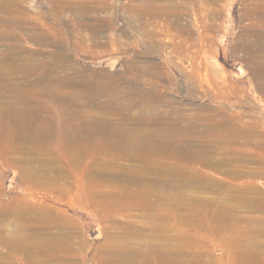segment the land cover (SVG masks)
<instances>
[{
  "label": "rangeland",
  "instance_id": "374dc122",
  "mask_svg": "<svg viewBox=\"0 0 264 264\" xmlns=\"http://www.w3.org/2000/svg\"><path fill=\"white\" fill-rule=\"evenodd\" d=\"M261 30L264 0H0V264H264Z\"/></svg>",
  "mask_w": 264,
  "mask_h": 264
},
{
  "label": "bare ground",
  "instance_id": "6f19581e",
  "mask_svg": "<svg viewBox=\"0 0 264 264\" xmlns=\"http://www.w3.org/2000/svg\"><path fill=\"white\" fill-rule=\"evenodd\" d=\"M149 9V8H148ZM150 10V9H149ZM162 11V10H161ZM160 11V12H161ZM159 13V12H158ZM155 14H157V13H155ZM260 31V30H259ZM259 35H258V37H257V39L259 40V39H263L264 38V30L262 31L261 30V32H259L258 33ZM259 56V55H258ZM260 59V58H259ZM259 62V66H257V67H255V70H254V73L256 72V75H257V73H258V75H259V77H257L258 79H259V81H260V83H259V89L260 90H262V91H264V77H263V75H264V60H260V61H258ZM256 65V64H255ZM258 65V64H257ZM85 124V123H84ZM84 124H82V125H72V128H73V130H78V129H82L83 127H86V126H89V124H86V125H84ZM225 124V123H224ZM220 125H222V124H219V126ZM250 126V125H249ZM92 127H95V128H103V126H101L99 123L98 124H94V125H92ZM215 127V126H214ZM219 130V129H218ZM220 130L222 131V130H224V132L226 131V132H228V133H230V134H232L233 136H242L245 132H244V130H241V128L239 129V128H236V127H234V126H232V125H228V124H226V126H224L223 125V127L221 126L220 127ZM249 132V131H248ZM247 132V133H248ZM227 133V134H228ZM251 133V132H250ZM222 134V133H221ZM261 134V133H260ZM223 135V134H222ZM246 136V135H245ZM245 136H242V137H245ZM255 136V135H254ZM241 137V138H242ZM247 137V136H246ZM250 137V136H249ZM253 140V139H252ZM160 146L161 147H163V148H166L167 146H168V144L167 143H160ZM260 147H262V148H264V144H260ZM173 148V147H172ZM178 149V148H177ZM183 151H181V152H183L184 154H192V150H191V148H189V147H186V148H183L182 149ZM246 174V173H245ZM255 173H251V174H249L248 176H253ZM241 175H244V174H241ZM241 175H239V174H232V175H230L229 174V176H230V179L231 180H235L236 181V179H238V178H240L241 177ZM243 177V176H242ZM241 177V178H242ZM246 185H248V183L246 184ZM235 186V185H234ZM235 190V189H234ZM235 192V191H234ZM236 192H238V194H239V190L238 191H236ZM248 192V191H247ZM247 192H246V194H247ZM241 193H245V192H241ZM254 193V192H253ZM252 193V194H253ZM251 193H250V195H249V200H250V202L248 201H244V200H241V203L242 204H244V206H247V207H249V206H251L252 208H256V209H264V201H261L260 202V200H264L263 199V196H253ZM230 195V194H229ZM235 195H237V194H235ZM241 195V194H240ZM232 197H233V195H232ZM248 198V197H247ZM252 198L253 199H255V204L253 203V200H252ZM260 199V200H259ZM217 206V205H216ZM229 208H232V207H229ZM219 210V209H218ZM227 212V210L225 209V212L222 210V211H220V213L221 214H219V212H216V214L215 215H213V217H216V219H217V222H215V226H214V229L216 230V231H219V232H229V234L230 233H232V242L233 243H235V241L234 240H236L237 238L236 237H234V235H238V234H240V233H242V232H246L247 233V230H246V228L245 229H236V227H234L233 229H232V231H229L230 230V228H229V226H226L225 224H227L228 222L227 221H229V222H234V218L233 217H229V215H227V214H225ZM228 212H230L229 210H228ZM234 219V220H233ZM229 224H232V223H229ZM257 232H259V231H257ZM262 233H264V231L263 232H261V234ZM25 236V235H24ZM22 239V238H21ZM17 241V240H16ZM237 241V240H236ZM239 241V240H238ZM241 241V240H240ZM239 241V242H240ZM21 242V241H20ZM18 243V242H17ZM236 245H238V242L237 243H235ZM238 247V246H237ZM240 247H241V245H240ZM239 247V248H240ZM236 248V247H235ZM156 250V249H155ZM238 250V249H237ZM151 251H154V250H151ZM159 251V250H158ZM150 251H148V253H149ZM131 253V252H130ZM151 253V252H150ZM157 253V252H156ZM246 254V253H245ZM157 255H158V259L157 260H155V261H158V262H160V261H164V260H162V258H164V254L163 253H157ZM178 255V254H177ZM248 256V255H247ZM120 257V256H119ZM125 257V256H124ZM168 257V256H167ZM128 258V257H127ZM170 260H171V258L170 257H168ZM168 258L166 259V264H167V260H168ZM175 258V257H174ZM243 258V257H242ZM121 260H124V259H122V258H120ZM132 259H133V257H132ZM119 260V259H118ZM128 260H130L131 261V259L130 258H128ZM134 260V259H133ZM170 260H168V261H170ZM176 260V259H175ZM264 260V259H263ZM125 261V260H124ZM173 261V260H172ZM171 261V262H172ZM177 261V260H176ZM146 262V261H145ZM178 262H179V260H178ZM136 263V260H134V261H132V262H127L126 264H135ZM173 263V262H172ZM152 264V263H151ZM157 264V263H156ZM242 264H250V262H249V258L247 257V258H245L244 259V261H242Z\"/></svg>",
  "mask_w": 264,
  "mask_h": 264
}]
</instances>
